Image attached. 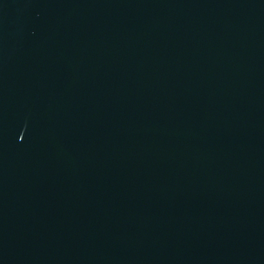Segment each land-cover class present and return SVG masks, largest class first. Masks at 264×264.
<instances>
[{"label": "water", "instance_id": "obj_1", "mask_svg": "<svg viewBox=\"0 0 264 264\" xmlns=\"http://www.w3.org/2000/svg\"><path fill=\"white\" fill-rule=\"evenodd\" d=\"M0 264H264V0H0Z\"/></svg>", "mask_w": 264, "mask_h": 264}]
</instances>
